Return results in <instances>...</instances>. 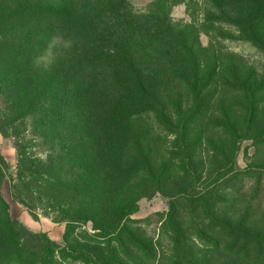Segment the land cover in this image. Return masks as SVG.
<instances>
[{"label":"rangeland","instance_id":"374dc122","mask_svg":"<svg viewBox=\"0 0 264 264\" xmlns=\"http://www.w3.org/2000/svg\"><path fill=\"white\" fill-rule=\"evenodd\" d=\"M67 1L80 9L85 0ZM154 1L129 0L157 17L136 22L149 37L141 36L144 42L140 37L133 62L122 72L142 83L115 101L125 82L116 83L110 72L100 75L92 85V97L95 91L100 100L80 107L77 123L70 109L65 113L75 123L66 135L75 156L72 163L63 159V166L76 163L89 198L77 183L69 190L34 181L28 185L31 192L21 183L15 188V138L0 132L7 167L1 193L15 220L10 230L25 244L27 257L35 254L33 261L45 253L47 264H171L177 249L171 248L169 235L178 224L185 231L180 261L189 252L197 264H264V44L254 45L223 18V13L251 14L250 3ZM123 27L108 10L95 30L104 38ZM255 33L264 38V16ZM96 41L113 53L112 41ZM3 105L0 98V110ZM136 106L140 110L121 113ZM31 124L24 120L18 129ZM30 143L32 156L49 148L48 156L56 157L61 149L60 144ZM13 191L23 193L27 202L17 200ZM197 193H206L205 204ZM85 199L91 210L82 207ZM224 215L236 221L246 217L241 226L250 231L251 243L245 257L230 258L223 250L225 239L216 225ZM211 226L216 233L208 230ZM131 236L149 243L150 251L136 246Z\"/></svg>","mask_w":264,"mask_h":264},{"label":"trees","instance_id":"16d2710c","mask_svg":"<svg viewBox=\"0 0 264 264\" xmlns=\"http://www.w3.org/2000/svg\"><path fill=\"white\" fill-rule=\"evenodd\" d=\"M248 1L251 14L241 17L238 14L223 13V18L236 24L241 34L248 37L254 45L263 46L264 38L255 33V24L264 16V0ZM74 7L67 0H24L14 2L12 6L0 3V98L4 102L3 109L0 110V132L4 136L10 133L15 138V188L18 189L21 183V189L31 192L28 185L34 181L40 186L45 184L56 189L58 187L59 190H69L70 184L73 187L77 183L82 189L80 192L89 198V193L83 192L88 189L84 173L75 169L76 163L74 168L68 165L64 169L63 166V159L72 163L75 156L71 148L66 146V135L75 124L73 115L65 117L66 110L70 109L74 113L77 123L81 114L80 107L94 98L100 100L95 91L92 97V85L98 82L100 75L110 72L116 77V83L125 82L126 86L113 99L115 101L125 95L128 88L142 83L139 79L132 82L122 72H127L129 62H133L132 53L137 52L136 45H141L140 37H149L148 33L144 35L140 31L136 22L148 18L156 21L157 17L134 8L129 0H95L93 3L85 0L80 9ZM108 10L113 17L121 20L124 27L116 29V35L103 38L95 30V26ZM94 17L96 20L92 22ZM100 38L112 41L113 53L103 50L105 45L96 41ZM141 38L144 42V38ZM182 42L186 41L183 39ZM151 77L152 75L149 76L148 83H151ZM91 79L93 83L90 82ZM138 89L149 96L148 91L140 87ZM137 110H140V106L123 109L121 113L128 115ZM27 119H30L31 127L18 129L19 123ZM31 141L40 145L43 142L60 144V156H48L51 153L49 148L43 151L45 156L42 152L32 156V152L27 149ZM88 163L89 159L84 160V165ZM6 171L5 160L0 154V264H47L45 253H38V257L34 259L36 261L31 257L35 256L34 253L27 257L23 251L25 244L18 236L14 239V233L10 230L14 227L15 220L10 216L9 205L1 193ZM197 194L196 197L205 204L206 193ZM13 195L22 203L28 200L23 193L13 191ZM87 202L88 199H85L82 207L90 209ZM218 218L220 221L216 225L217 233L225 239L223 250L228 252L230 258L240 255L245 257L251 243L250 231L241 226L246 217L241 215L237 221L227 215ZM92 226L98 228L95 222H92ZM208 230L216 233L213 226L208 227ZM180 237L185 240V231L177 224L169 235L173 242L171 248L177 249V254H173L177 259H173L171 264H197L189 252L180 261L178 254L184 250V242L180 243ZM129 238L136 246L146 252L150 251L149 243L144 245L140 238ZM219 243L220 240L215 245L218 249ZM44 249L47 251L49 247L45 246Z\"/></svg>","mask_w":264,"mask_h":264}]
</instances>
